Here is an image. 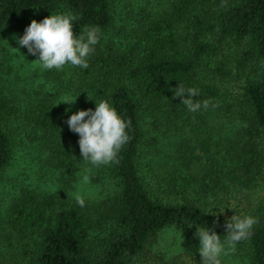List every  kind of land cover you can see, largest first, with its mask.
Here are the masks:
<instances>
[{
	"label": "trees",
	"instance_id": "16d2710c",
	"mask_svg": "<svg viewBox=\"0 0 264 264\" xmlns=\"http://www.w3.org/2000/svg\"><path fill=\"white\" fill-rule=\"evenodd\" d=\"M113 2L0 0V36L12 20L50 11L74 15L77 37L100 30L88 68L46 69L54 91L40 84L21 110L0 92V172L11 159L3 124L15 117L62 185L13 198L0 226V264H135L167 226L209 227L223 241L234 215L258 220L236 246L248 251L250 264H264V194L249 200L264 183V0H136L125 32ZM179 85L199 96L176 97ZM63 89L93 111L107 101L130 121L118 163L83 160L79 134L67 123L73 113L58 101ZM184 98L210 105L193 113ZM142 107L152 116L148 137ZM84 165L115 180L106 202L81 207L68 199ZM154 254L156 264H182Z\"/></svg>",
	"mask_w": 264,
	"mask_h": 264
},
{
	"label": "rangeland",
	"instance_id": "374dc122",
	"mask_svg": "<svg viewBox=\"0 0 264 264\" xmlns=\"http://www.w3.org/2000/svg\"><path fill=\"white\" fill-rule=\"evenodd\" d=\"M135 1L114 0L113 2L116 25L121 27L123 32L133 26L132 14L128 11ZM51 15H53L52 11L47 15L39 12L21 16L12 20L0 36V92L14 100L20 110L29 92L31 93L40 84H43L47 90H55V84L46 79V69L36 61L39 54L29 53L27 47H21L18 43L33 20L41 22ZM58 101L73 114L80 110H93L88 100L75 95L70 89L61 90ZM64 101H75V103H64ZM140 113L143 126L147 130L145 136L148 137L152 116L144 107ZM3 127L10 136L11 159L0 172V226L6 222L9 204L23 190L50 193L62 189L59 170L47 168L40 161L43 155L38 157L39 152L35 149L31 137L28 138L22 123L13 117L5 122ZM85 176L88 177L87 181L84 180ZM116 189L114 179L107 175H98L90 165H84L78 171L76 179L68 186L66 195L72 202H77L75 196L80 195L86 205H99L110 199ZM263 194L264 183L250 193L249 200L257 201L263 197ZM189 224L191 223H179L160 230L153 237L149 251L142 254L135 264H156L154 253H163L162 255L168 257L177 256V261L182 264H192L198 259L202 260L199 252L200 239L195 235L199 226L191 224L190 227ZM221 260L222 264H250L249 253L242 246H236L234 251L222 256Z\"/></svg>",
	"mask_w": 264,
	"mask_h": 264
},
{
	"label": "clouds",
	"instance_id": "9594fccd",
	"mask_svg": "<svg viewBox=\"0 0 264 264\" xmlns=\"http://www.w3.org/2000/svg\"><path fill=\"white\" fill-rule=\"evenodd\" d=\"M76 19L74 15L68 13L53 14L41 22L33 20L18 43L21 47H27L29 53L33 55L38 53L39 58L36 61H39L44 69L62 70L66 65L86 69L89 67L88 59L95 52V45L100 41V30L95 27L85 29L77 37L73 30V21ZM174 92L176 97H185L186 93L190 97L199 96L198 89H185L181 85ZM75 101H64V103H75ZM182 104L195 113L202 107L208 109L210 101L201 102L184 98ZM212 106L217 107V105ZM67 123L71 131L79 134L78 143L83 160L94 166L118 163L117 155L130 139L127 132L130 121H125L107 101L97 103L94 111L80 110L71 115ZM87 179L88 177L85 176L84 180ZM75 199L81 207H84L85 200L82 196L76 195ZM220 211L225 210L220 209ZM216 223H219L218 219ZM257 223L258 220L252 216L240 218L234 215L226 221V237L223 241L221 235L209 227L199 226L195 235L200 239L201 264H222L221 257L234 251L237 243L248 239L252 234L253 226Z\"/></svg>",
	"mask_w": 264,
	"mask_h": 264
}]
</instances>
